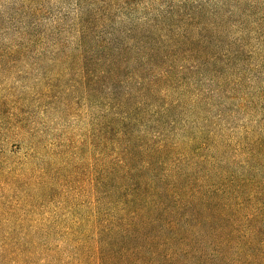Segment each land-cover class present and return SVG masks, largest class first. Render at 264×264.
I'll list each match as a JSON object with an SVG mask.
<instances>
[{
  "label": "trees",
  "instance_id": "1",
  "mask_svg": "<svg viewBox=\"0 0 264 264\" xmlns=\"http://www.w3.org/2000/svg\"><path fill=\"white\" fill-rule=\"evenodd\" d=\"M36 1L9 5L30 19ZM90 3L52 52L75 60L91 113L89 212L9 239L15 264H264V0H173L108 30Z\"/></svg>",
  "mask_w": 264,
  "mask_h": 264
},
{
  "label": "rangeland",
  "instance_id": "2",
  "mask_svg": "<svg viewBox=\"0 0 264 264\" xmlns=\"http://www.w3.org/2000/svg\"><path fill=\"white\" fill-rule=\"evenodd\" d=\"M11 1L21 0H0V42L11 45L26 28L36 45L22 56H0V264H15L9 239L26 248L24 236L33 231H69L73 215H86L92 201L83 193L90 185L92 118L73 83L80 70L74 59L52 52L60 41L73 46L77 5L84 13L95 9L90 0H39L37 15L25 19L12 13ZM94 1L105 17L97 24L108 30L160 16L173 0Z\"/></svg>",
  "mask_w": 264,
  "mask_h": 264
}]
</instances>
